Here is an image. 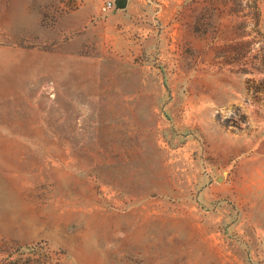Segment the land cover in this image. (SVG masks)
Wrapping results in <instances>:
<instances>
[{"label": "rangeland", "instance_id": "374dc122", "mask_svg": "<svg viewBox=\"0 0 264 264\" xmlns=\"http://www.w3.org/2000/svg\"><path fill=\"white\" fill-rule=\"evenodd\" d=\"M127 1L0 0V264H264V0Z\"/></svg>", "mask_w": 264, "mask_h": 264}, {"label": "built area", "instance_id": "2783aa9c", "mask_svg": "<svg viewBox=\"0 0 264 264\" xmlns=\"http://www.w3.org/2000/svg\"><path fill=\"white\" fill-rule=\"evenodd\" d=\"M105 6L108 10H112L116 7L115 1L106 0Z\"/></svg>", "mask_w": 264, "mask_h": 264}, {"label": "water", "instance_id": "95a60500", "mask_svg": "<svg viewBox=\"0 0 264 264\" xmlns=\"http://www.w3.org/2000/svg\"><path fill=\"white\" fill-rule=\"evenodd\" d=\"M127 0H116L115 4L118 8H125L127 5Z\"/></svg>", "mask_w": 264, "mask_h": 264}]
</instances>
